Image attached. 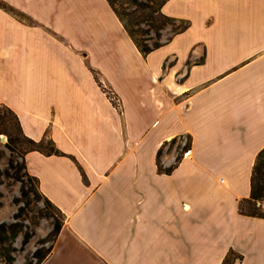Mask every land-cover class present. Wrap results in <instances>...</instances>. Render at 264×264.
<instances>
[{
  "label": "crops",
  "instance_id": "obj_1",
  "mask_svg": "<svg viewBox=\"0 0 264 264\" xmlns=\"http://www.w3.org/2000/svg\"><path fill=\"white\" fill-rule=\"evenodd\" d=\"M0 1V106L60 152L24 156L63 214L41 264H264V218L238 210L264 147V0H168L189 26L146 56L106 0Z\"/></svg>",
  "mask_w": 264,
  "mask_h": 264
},
{
  "label": "trees",
  "instance_id": "obj_2",
  "mask_svg": "<svg viewBox=\"0 0 264 264\" xmlns=\"http://www.w3.org/2000/svg\"><path fill=\"white\" fill-rule=\"evenodd\" d=\"M106 1L119 19L137 50L143 56L148 55L163 45V42H161V32L168 26H174V23L176 22L179 23V25L173 29L172 34L167 40L171 39L172 36L185 31L189 26L188 22L170 18L162 13L161 8L168 0ZM0 7L5 9L8 8V6L1 1ZM141 25L146 26V29L140 28ZM2 109L4 113L3 115H0V134L7 136L5 147L12 153L20 150V156L23 161V176L35 183L36 186L35 189H33V192L40 197L47 209H51V211L46 209L43 217L51 221L52 229L47 238L51 239L52 244L45 250L37 248L32 254V259L35 260V264H41L52 251L54 241L63 224V214L39 192L36 178L31 177L26 172L24 156L30 151H38L45 155H59L60 152L55 148L54 143L51 140H40L37 142L26 137L22 133L17 116L5 106H0V110ZM13 128L16 130L15 134L13 133ZM160 154L161 151H158L157 159ZM9 167L14 169L12 161H9ZM158 168H160L159 164ZM171 168L172 167L167 171ZM18 179H20V177ZM261 201H264V147L258 152L255 158L250 177V196L248 199L239 202V213L245 216L264 218V209H261L258 206V203ZM18 218L19 216L16 215L14 216V222L0 223L1 264H14L15 260L13 254L16 252V249L14 248L13 243L18 235H22V247H25L34 235V232L28 229L26 225L17 222ZM236 257V254L229 251L222 264H234ZM27 264L31 263L29 262Z\"/></svg>",
  "mask_w": 264,
  "mask_h": 264
},
{
  "label": "rangeland",
  "instance_id": "obj_3",
  "mask_svg": "<svg viewBox=\"0 0 264 264\" xmlns=\"http://www.w3.org/2000/svg\"><path fill=\"white\" fill-rule=\"evenodd\" d=\"M178 25L179 23L176 22L174 26L165 28L161 32V42L167 40ZM140 28L146 29V26L141 25ZM0 111V115H3V109ZM12 130L15 134L16 130L14 128ZM1 136L6 139L2 140ZM0 140L3 143V147L0 149V223L14 222V216L17 215L19 216L17 222L23 223L34 232L33 237L25 247L21 246L22 235L17 236L13 243L16 249L13 256L14 264H27L29 262L35 264V260L32 259L33 252L37 248L45 250L52 244L51 239L47 238L52 229L51 221L43 217L47 208L40 197L33 192L35 183L23 176V161L20 150L12 153L5 147L6 135L0 134ZM180 147V144L176 145L178 152H181ZM9 161L13 162L14 169L9 167ZM19 177L20 179H18ZM47 210L51 211V209Z\"/></svg>",
  "mask_w": 264,
  "mask_h": 264
},
{
  "label": "built area",
  "instance_id": "obj_4",
  "mask_svg": "<svg viewBox=\"0 0 264 264\" xmlns=\"http://www.w3.org/2000/svg\"><path fill=\"white\" fill-rule=\"evenodd\" d=\"M105 93L107 95V97L109 98V100L112 102V104L115 106V107H119V101L118 99L114 96V94L108 90H105ZM189 150L188 151H185L184 152V156H188L189 155ZM258 206L261 208V209H264V201H261L258 203Z\"/></svg>",
  "mask_w": 264,
  "mask_h": 264
},
{
  "label": "water",
  "instance_id": "obj_5",
  "mask_svg": "<svg viewBox=\"0 0 264 264\" xmlns=\"http://www.w3.org/2000/svg\"><path fill=\"white\" fill-rule=\"evenodd\" d=\"M1 139H2V140H5L6 138H5L4 136H1Z\"/></svg>",
  "mask_w": 264,
  "mask_h": 264
}]
</instances>
